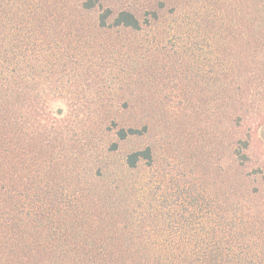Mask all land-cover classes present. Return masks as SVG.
Listing matches in <instances>:
<instances>
[{
    "label": "trees",
    "instance_id": "obj_1",
    "mask_svg": "<svg viewBox=\"0 0 264 264\" xmlns=\"http://www.w3.org/2000/svg\"><path fill=\"white\" fill-rule=\"evenodd\" d=\"M0 264H264V0H0Z\"/></svg>",
    "mask_w": 264,
    "mask_h": 264
},
{
    "label": "rangeland",
    "instance_id": "obj_2",
    "mask_svg": "<svg viewBox=\"0 0 264 264\" xmlns=\"http://www.w3.org/2000/svg\"><path fill=\"white\" fill-rule=\"evenodd\" d=\"M29 1H32V0H29ZM130 148L129 145H125L124 146V149H128ZM119 158V157H118ZM167 161L164 159V157L160 158L159 160V163L156 164V170H155V177L153 178L151 174L149 173H142V171L140 173H136L135 174V178L137 180H139L140 178H142L145 174L148 175V177H151L152 178V181H153V185H161L162 183L166 184V182L169 180V177H168V180L166 178L163 177V172H164V169L167 167ZM164 166V168H163ZM158 167V169H157ZM146 168H144L143 170H145ZM151 173V172H150Z\"/></svg>",
    "mask_w": 264,
    "mask_h": 264
}]
</instances>
